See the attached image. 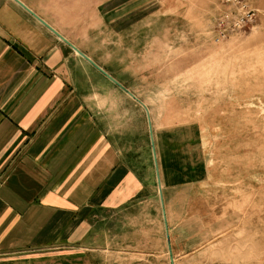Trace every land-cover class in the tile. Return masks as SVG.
Listing matches in <instances>:
<instances>
[{
	"label": "crops",
	"instance_id": "1",
	"mask_svg": "<svg viewBox=\"0 0 264 264\" xmlns=\"http://www.w3.org/2000/svg\"><path fill=\"white\" fill-rule=\"evenodd\" d=\"M139 2L0 0V264H116L140 222L166 235L146 111L51 29L146 104L170 232L182 224L203 145L190 126L158 127L108 55L121 57L114 38L137 24Z\"/></svg>",
	"mask_w": 264,
	"mask_h": 264
},
{
	"label": "rangeland",
	"instance_id": "2",
	"mask_svg": "<svg viewBox=\"0 0 264 264\" xmlns=\"http://www.w3.org/2000/svg\"><path fill=\"white\" fill-rule=\"evenodd\" d=\"M138 12L114 38L121 57L108 55L127 66L158 127L192 128L185 136L203 145V183L174 235L167 214L166 235L140 222L145 233L119 240L132 244L116 264H264V0H140Z\"/></svg>",
	"mask_w": 264,
	"mask_h": 264
},
{
	"label": "water",
	"instance_id": "3",
	"mask_svg": "<svg viewBox=\"0 0 264 264\" xmlns=\"http://www.w3.org/2000/svg\"><path fill=\"white\" fill-rule=\"evenodd\" d=\"M42 23L48 27L47 24H45L44 22H42ZM51 30L56 35H58L59 38H61L64 42H66L79 56H81L84 60H86L90 65H92L103 76H105L108 80H110L113 84H115L119 89H121L123 92H125L126 94H128L131 98H133L146 111L147 116H148V123H149V129H150V134H151V140H152L153 152H154V157H155V163H156V167H157V175H158V180H159L160 195H161V201H162V205H163V213H164V218H165V221H166V210H165V207H164L163 192H162V186H161V181H160V175H159V171H158V163H157L156 146H155V142H154L153 125H152V119H151V115H150V111H149L148 107L141 100H139L134 94H132L130 91H128L123 85H121L120 83H118L114 78H112L110 75H108L103 69H101L99 66H97L89 57H87L85 54H83L75 46H73L72 44H70L65 38H63L62 36H60L56 31H54L53 29H51ZM167 235H168V240H170L169 239L168 226H167Z\"/></svg>",
	"mask_w": 264,
	"mask_h": 264
}]
</instances>
